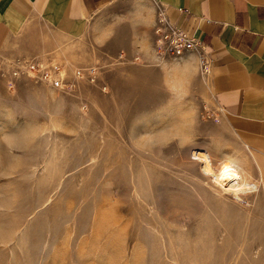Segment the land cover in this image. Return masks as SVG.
Returning <instances> with one entry per match:
<instances>
[{
    "label": "rangeland",
    "instance_id": "374dc122",
    "mask_svg": "<svg viewBox=\"0 0 264 264\" xmlns=\"http://www.w3.org/2000/svg\"><path fill=\"white\" fill-rule=\"evenodd\" d=\"M139 12L112 5L74 39L31 27L0 51V264H264L251 160L198 54L155 52Z\"/></svg>",
    "mask_w": 264,
    "mask_h": 264
},
{
    "label": "crops",
    "instance_id": "0c3cea01",
    "mask_svg": "<svg viewBox=\"0 0 264 264\" xmlns=\"http://www.w3.org/2000/svg\"><path fill=\"white\" fill-rule=\"evenodd\" d=\"M130 1L140 24L154 27L161 16L200 41L212 103L264 193V0H0V51L31 27L78 38L96 14Z\"/></svg>",
    "mask_w": 264,
    "mask_h": 264
},
{
    "label": "built area",
    "instance_id": "2783aa9c",
    "mask_svg": "<svg viewBox=\"0 0 264 264\" xmlns=\"http://www.w3.org/2000/svg\"><path fill=\"white\" fill-rule=\"evenodd\" d=\"M153 36V48L154 51L158 53L176 54L186 50L195 51L197 53V49L200 46V41L192 34L185 32L179 26L166 22L161 16L157 19L156 25L153 28ZM199 60L204 72H206L201 59ZM14 64H16L17 67L36 72L41 80L48 82L52 87H63L62 80L60 78L51 77V71L45 70V67L40 65L37 61L17 58L14 60ZM51 67H54V65ZM55 70H57V68L54 67L52 71Z\"/></svg>",
    "mask_w": 264,
    "mask_h": 264
},
{
    "label": "bare ground",
    "instance_id": "6f19581e",
    "mask_svg": "<svg viewBox=\"0 0 264 264\" xmlns=\"http://www.w3.org/2000/svg\"><path fill=\"white\" fill-rule=\"evenodd\" d=\"M190 57V56H189ZM195 56L194 55H191V57L189 58V61L190 60H194Z\"/></svg>",
    "mask_w": 264,
    "mask_h": 264
}]
</instances>
